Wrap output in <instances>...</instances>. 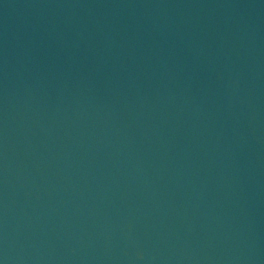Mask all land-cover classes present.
I'll list each match as a JSON object with an SVG mask.
<instances>
[{"label": "water", "instance_id": "1", "mask_svg": "<svg viewBox=\"0 0 264 264\" xmlns=\"http://www.w3.org/2000/svg\"><path fill=\"white\" fill-rule=\"evenodd\" d=\"M0 264H264V0H0Z\"/></svg>", "mask_w": 264, "mask_h": 264}]
</instances>
